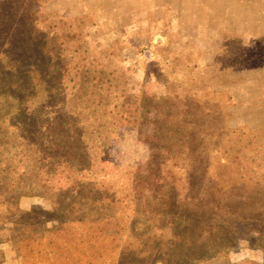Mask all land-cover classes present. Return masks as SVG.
I'll return each mask as SVG.
<instances>
[{
    "label": "rangeland",
    "instance_id": "374dc122",
    "mask_svg": "<svg viewBox=\"0 0 264 264\" xmlns=\"http://www.w3.org/2000/svg\"><path fill=\"white\" fill-rule=\"evenodd\" d=\"M18 6L20 15L71 24L70 32L81 35L83 56L114 72L109 82L122 118L121 125L109 127L105 147L91 149L81 136L73 82L67 99L57 93L54 103L66 105L61 110L75 152L67 165L47 168L54 176L47 182L33 171L22 186L33 187L32 196L0 199V264H52L48 240L39 241L40 234L31 246L15 243L22 230L14 221L20 211L35 209L26 219L35 232L43 221L46 229L59 226L73 199L61 198L53 216L44 211L57 206L54 193L64 192L74 176L100 182L103 198L115 199L98 208L100 218L116 215L112 224L120 231L106 236L112 224L100 226L98 264H110L121 246L135 240L127 229L136 220L131 180L150 183L157 177L165 185L157 195L169 204L177 199L189 213V227L179 230L182 241L195 250L200 240L213 246L235 238L225 248L224 264H264V0H18ZM170 182L177 183L176 195ZM198 225L211 233L198 239ZM133 226L142 233L141 225ZM226 230L231 234L223 235Z\"/></svg>",
    "mask_w": 264,
    "mask_h": 264
},
{
    "label": "trees",
    "instance_id": "16d2710c",
    "mask_svg": "<svg viewBox=\"0 0 264 264\" xmlns=\"http://www.w3.org/2000/svg\"><path fill=\"white\" fill-rule=\"evenodd\" d=\"M20 13L18 0H0V199L5 200L11 193L19 197L32 196L33 187L25 191L22 186L33 171L39 170L47 182L54 178L47 168L55 165L60 169L70 162V153L75 149L68 145L71 134L61 110L66 105H57L54 98L58 93L61 101L67 99L66 90L71 82L73 98L80 101L77 116L78 121L83 122L81 136L89 148H104L110 138L109 127L121 125L122 118L118 117V105L113 102L115 85L109 82L114 79V72L99 70L96 57L83 56L81 35L70 32L71 24L64 22V18L55 23L57 21H49V16ZM100 79L103 81L99 82ZM99 183L74 176L71 183L63 187L64 192L54 193L57 206L52 211H44L47 216L57 212L61 198L73 200L68 209L62 210L67 211L68 217H58L59 226L52 229H46L43 221L41 232H35L26 219H32L36 210L20 211L19 220L14 223L21 225L22 231L15 234V243L31 246L36 241L34 234H40L39 241L48 240L46 246L50 247L46 255L53 258L52 264H98L101 252L97 243L103 239L100 226L110 225L116 219L115 214L103 218L98 215L104 201L111 206L115 203V199L109 202L107 197L103 198L106 194H102ZM130 185L134 190L136 220L130 221L127 229L135 240L130 239L121 246L110 264H204L220 258L225 259L223 264L227 262L225 248L233 244L235 238L213 246L200 240L195 250L191 242L182 241L179 230L189 227V221L184 219L189 213L177 204V199L169 204L157 195L162 185L165 186L160 177L150 183L132 179ZM167 186L177 194V183L170 182ZM75 193L81 195L79 200L73 196ZM201 202L197 208L202 207ZM134 223L141 225L142 233L135 231ZM74 226L87 230L78 233ZM199 226L194 230L199 229L198 239H204L212 227ZM118 234L117 223L105 231L106 236ZM222 234L231 233L226 230ZM18 250L27 261L20 246Z\"/></svg>",
    "mask_w": 264,
    "mask_h": 264
}]
</instances>
